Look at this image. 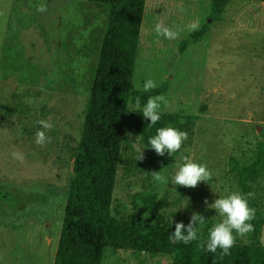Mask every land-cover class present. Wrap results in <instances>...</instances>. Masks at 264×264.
Listing matches in <instances>:
<instances>
[{
    "label": "rangeland",
    "instance_id": "rangeland-1",
    "mask_svg": "<svg viewBox=\"0 0 264 264\" xmlns=\"http://www.w3.org/2000/svg\"><path fill=\"white\" fill-rule=\"evenodd\" d=\"M40 4L46 12L37 11ZM106 13L79 0H0V264L53 263ZM193 21L208 31L183 47ZM157 23L177 38L157 36ZM148 79L157 84L155 96L168 101L157 123L186 131L188 139L173 156L157 155L146 147L157 128L130 100L126 136L133 152L118 169L111 213L136 215L157 236L172 234L177 222L187 226L198 213L206 220L197 225L201 239L223 219L208 204L240 192L230 158L252 163L264 135V3L229 0L213 12L211 0H146L131 93L150 92L143 89ZM49 118L50 142L39 146L37 121ZM181 155L206 165L212 179L195 188L175 185ZM158 171L167 187L154 181ZM251 190L264 217V168ZM253 241L264 246V224L256 236L236 238ZM172 260L169 251L105 248L102 264Z\"/></svg>",
    "mask_w": 264,
    "mask_h": 264
},
{
    "label": "trees",
    "instance_id": "trees-1",
    "mask_svg": "<svg viewBox=\"0 0 264 264\" xmlns=\"http://www.w3.org/2000/svg\"><path fill=\"white\" fill-rule=\"evenodd\" d=\"M79 1L103 7L107 13L97 46L52 264H102L105 248L150 254L169 251L173 255L172 264H264V246L257 241L235 243L229 255L221 256L220 249L215 253L201 249L200 242L208 239L207 232L187 245L172 243L170 234H153L136 215L127 219L112 215L117 172L126 151L133 152L126 136L128 104L131 100L135 105L136 97H140L143 107L149 97L155 96L154 91L139 95L131 93L146 0ZM228 1L211 0L212 11L217 12ZM243 1L264 3V0ZM207 31L206 26L193 31L183 42V47L201 42ZM154 126L157 129L165 127L159 123ZM230 163L241 194L252 192L254 176L264 168V135L257 144L252 163L240 166L234 158H230ZM248 204L256 209L255 219L251 221L254 237L260 233L264 217L254 198H249Z\"/></svg>",
    "mask_w": 264,
    "mask_h": 264
},
{
    "label": "clouds",
    "instance_id": "clouds-1",
    "mask_svg": "<svg viewBox=\"0 0 264 264\" xmlns=\"http://www.w3.org/2000/svg\"><path fill=\"white\" fill-rule=\"evenodd\" d=\"M37 11L46 12L47 5L40 4L37 7ZM189 27L192 31H196L199 28V22L193 21L190 23ZM154 31L157 36L162 35L169 40L176 39L178 36L177 32L165 27L163 23H157L154 27ZM156 87L157 84L152 79H148L143 85V89L146 92ZM28 103H31V101H28ZM161 104H168L164 95L149 97L143 107H141L140 97H136L135 99V108L140 110L142 116L150 121L148 124L149 126L155 125L161 119ZM37 124H39L43 130L38 129L36 131L35 143L39 146H44L46 143L50 142V137L46 135V130H51L54 125L51 118L39 120ZM187 139L188 133L186 131H181L173 127H161L157 129L154 136L149 137L146 147H150L159 156H163L165 152L173 156L174 153L181 149L183 142ZM143 149H137L139 153L137 160H142L144 158L142 153ZM12 155L17 159L23 158L22 155L17 152H13ZM180 160L182 163L177 165V171L174 176L171 177L175 185L195 188L199 182L203 181L208 183L212 179V174L206 165L193 162L183 155H181ZM152 176L154 181L158 184L165 187L168 186V177L161 174L160 171L152 172ZM249 198H254V193L249 192L244 195L240 192H233L227 196L215 199L211 204H208L207 200H205L204 203L208 204L209 208L214 209L223 219L209 229L208 239L200 242V247L203 251L215 253L217 249H220L221 256L229 255L230 249L236 243L237 236L243 239L255 230L251 221L255 219L256 209L249 206ZM187 203L184 207L187 206ZM205 221L203 215L195 213L192 215L187 226L182 222L175 223V231L169 236L170 242H179L187 245L189 242L197 240L199 238L197 225L202 226ZM185 227L187 229L186 235L182 231ZM233 233H235V235Z\"/></svg>",
    "mask_w": 264,
    "mask_h": 264
}]
</instances>
